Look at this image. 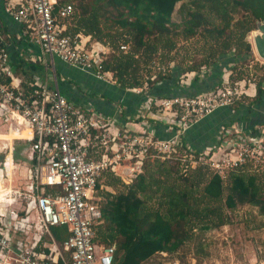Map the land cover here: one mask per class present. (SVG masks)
<instances>
[{
    "label": "built area",
    "instance_id": "1",
    "mask_svg": "<svg viewBox=\"0 0 264 264\" xmlns=\"http://www.w3.org/2000/svg\"><path fill=\"white\" fill-rule=\"evenodd\" d=\"M56 2L8 0L3 10L23 25L24 36L38 47L42 57L57 58L98 80L113 82L112 73L103 69L107 55L103 45L92 42L89 36L66 33V24L61 20L69 17L73 8L66 4L54 13ZM26 86L25 91L0 38V120L22 118L32 131L28 155L32 184L27 208L37 212L35 229L48 232L50 227L64 226L68 234L58 247L53 244L45 252L34 236L30 241H14L17 233H29L31 223L27 217L13 211L8 216L0 213V264H113L115 245L95 240V228L102 223L98 184L106 172L128 185L143 172L149 158L164 161L175 154L190 157L189 162L206 164L222 179V173L247 167V162L263 163L258 159H264V125L254 128L260 133L255 138L248 137L252 142L240 133L230 137L226 131L215 146L205 151L178 148V141L190 126L217 108L242 99V81L230 85L227 76L214 89L193 96L151 97L130 120L140 123L143 128L139 131L120 128L95 110L75 105L56 85L51 87L36 75ZM145 90L132 89L135 93ZM154 122L166 126L172 135L167 139L155 137L149 129ZM44 187L52 189L45 191Z\"/></svg>",
    "mask_w": 264,
    "mask_h": 264
},
{
    "label": "trees",
    "instance_id": "2",
    "mask_svg": "<svg viewBox=\"0 0 264 264\" xmlns=\"http://www.w3.org/2000/svg\"><path fill=\"white\" fill-rule=\"evenodd\" d=\"M66 4L73 8L72 14L61 20V23L66 24V33L89 36L94 42L108 47L110 52L102 63L103 69L112 73L120 90H144L145 87V92L140 94L127 92V95L138 97L140 102L150 94L153 97L170 98L210 91L221 84L224 72L229 73V80H234V75L239 72L236 70L238 64L252 57L246 35L256 29V21L264 22V0H77V9L73 7L71 0H57L53 12L56 13ZM177 4L179 5L176 8ZM174 13L177 14V21L173 20ZM0 14L4 19L7 18L6 22L11 27L17 28L19 32L24 31L23 25L4 13L3 6ZM102 19L105 22L110 21L109 27H116L121 31L117 32L118 37H124L122 45H130L128 51L121 49L122 45L117 44L111 34L103 30L102 24L105 22ZM70 20L73 24L67 27ZM196 35L201 37L205 47L202 50L204 56L201 63L174 66L171 70H158L153 76H147L145 79L137 74L140 61L151 60L155 55L162 63L169 64L173 60L171 54L176 51V39H189ZM6 39L13 40V37L9 38L5 34L4 39L1 38V44L9 52ZM25 41H28L27 38L21 37L12 43L19 48H25ZM19 60V68H22L28 82L42 71L41 67L25 61L23 56ZM202 66H206L208 72L199 77ZM256 68L261 72L254 84V96H243L233 105L214 110L230 114L229 122L220 128L222 134L233 122H239L246 124L242 132H239L242 136L255 138L259 135L260 132L254 130V126L264 125V65ZM186 73L196 75L188 79V85H178ZM242 80L239 75L235 78V82ZM73 86L78 90L82 88L71 79L57 83L59 92L67 97L68 101L76 104V99L67 95L68 87ZM24 87L28 88L26 84ZM154 128V136L159 139L173 133L169 131V134H166L164 128L160 127L158 131ZM26 136L30 138L27 132ZM221 137L217 139L218 142ZM181 147L186 149L183 144ZM181 147H178L179 150H182ZM246 170V166H241L230 171L226 186V178L222 179L218 174L210 173L204 179L198 198L192 187L194 182H198L196 179L189 181V178H184L185 182L189 181V185L184 184L179 189L173 186H163L161 189L157 186L154 192L160 191L162 199L159 206L151 210L147 205L152 199L148 190H152L153 186L151 176L144 175L143 168V172L126 186L125 192H105L107 201L101 205L102 223L99 225L106 223V229L103 236L101 233L99 241L97 234L101 226H96L95 240L98 244L115 245L113 264H143L158 252L175 251L189 236L183 233V225L191 231L197 225V220L202 221L203 229L225 223L221 211L224 194V206L227 209H234L238 201L247 200L264 216V172L257 175ZM104 175L110 176L107 186L121 182L109 172L104 173L102 177ZM212 202H218L219 208H211ZM53 228L65 227L55 226L50 227V230ZM52 234L60 243L67 237V233L65 237L54 232Z\"/></svg>",
    "mask_w": 264,
    "mask_h": 264
},
{
    "label": "rangeland",
    "instance_id": "3",
    "mask_svg": "<svg viewBox=\"0 0 264 264\" xmlns=\"http://www.w3.org/2000/svg\"><path fill=\"white\" fill-rule=\"evenodd\" d=\"M73 7L77 9V0H71ZM179 4L176 5V8ZM173 20L177 21L178 17L177 14H173ZM103 22H105L102 19ZM73 22L70 20L67 24V27L71 26ZM110 21H106L102 24L103 30L105 32H109L111 37L114 41H117V44L122 45L123 38L118 37L117 32H121L116 27L112 28L109 27ZM256 27V22H255ZM252 32V31H251ZM251 32L246 35V41L250 44L251 47V56L249 60H245V62H241L238 64L237 74L234 75V80L230 79V85L234 84L235 78L239 75L243 78L242 86L244 93L242 94V98L244 97H252L255 94V82L258 80L260 76V69L256 68L259 66L264 65V60L258 58V56L254 52V46L252 41ZM92 42L94 40L90 38ZM177 40V47L175 53H172L173 60L169 63H162L158 56H153L151 60H145V62L140 61L138 66V75L145 79L147 76H153L155 72L158 70L163 69H170L174 66H187L192 64H199L203 60L204 53L202 52L203 48V40L199 35H196L189 39H182L178 38ZM130 45H127L125 49L128 51ZM110 52V49H109ZM108 52V53H109ZM107 53V54H108ZM107 56V55H106ZM257 64V65H256ZM160 68V69H159ZM207 67L202 66L199 71V77L204 75L205 72L207 73ZM56 71H57V78L58 82L60 81L59 74L60 70L57 65L56 61ZM86 73V72H85ZM45 72L42 74H38L40 80H45ZM89 74V73H87ZM86 75V74H85ZM91 75V74H90ZM196 73H186L181 78V83L186 84L188 83V79L195 76ZM49 77L46 79L48 84L50 85L51 81L53 80V75L49 74ZM87 78L96 80L94 76L90 77L86 75ZM229 78V73L224 72L222 75L223 78ZM22 80L24 84H27L28 78L22 73L21 74ZM52 79V80H51ZM114 79V78H113ZM17 78L14 79V83L17 82ZM38 80V79H37ZM54 83V81H53ZM110 84V81H102L98 80L96 82L97 85L102 86L104 84ZM26 91V87H24ZM130 92V91H128ZM244 101V100H243ZM21 120V119H20ZM6 122L0 120V142L6 143L8 146L7 148L3 146L4 144H0L3 146L0 149V181L3 176L2 170V163L4 161V156H6V162L4 165V170L8 175L12 170V160H11V150L14 148L13 144L25 143L27 144L26 140L22 138H28L26 136V129L25 125L22 128V131H14L8 130V127L5 126ZM12 125L15 127L14 122ZM234 131H230L228 135L230 137L232 134H238V132L233 133ZM248 138V136H247ZM20 139V140H17ZM249 139V138H248ZM252 142V140L249 139ZM228 144L222 147L221 150H224ZM180 147V146H179ZM8 150L9 153H8ZM205 151V150H204ZM3 157V158H2ZM20 159L23 160L21 157ZM156 159V160H155ZM149 158L145 162L144 166V175L151 176L152 182V190H148V192L152 195V199L148 201L147 205L151 210L156 209L159 206V202L162 199L161 192H154V189L157 186L163 188V186H173L176 189L182 188L184 184L189 185V181L191 179H196L198 182H194L193 190L194 194L199 197L201 194V188L204 184V179L212 173V169L205 165H197L196 163L189 162L190 157L185 159L184 156L181 158L176 154L171 157L170 160H160L157 158ZM22 160H16L17 162ZM258 160H262L263 163L260 161H256V164L247 162L250 165H247L246 170L248 173H255L260 175L264 172V159L260 157ZM261 165V166H260ZM17 172V182L18 181H26L29 179L24 175V170L21 169H14ZM225 179L224 185L228 184V175L229 171L222 173ZM110 176L106 175L103 179H99V183L106 185L107 179ZM184 178H189L188 182L184 181ZM26 179V180H25ZM5 182V184H4ZM2 186L0 183V200L4 198V191L2 189H6V187H10V182L4 181ZM129 185V184H128ZM128 185H124L122 182H118L114 185L107 186V189H101L98 192V204L101 206L105 204L107 198L105 197V192L110 194H118L119 192H125ZM19 188H14L15 190L20 189L21 184L18 183ZM13 189V190H14ZM11 190L9 189V193ZM21 192L23 190L21 189ZM20 196L19 193H12V196ZM225 194L222 199L221 204V211L223 212L224 222L220 226H212L208 229H203V223L197 220L196 224L191 231L188 230L186 225H183V233L188 234V238L184 239L182 244L173 252H158L154 254L150 259H148L143 264H264V216L261 215L258 211V208L254 205L250 204L249 201L244 202H237L236 207L234 209H227L224 206ZM219 203L212 202L210 207L211 208H219ZM202 207V203L199 204V208ZM208 219H205L207 221ZM101 226L98 229V240H101L103 236V232L106 229V223L99 225ZM51 232L56 233L57 235H61V237L66 236L65 228H53ZM100 232V233H99ZM102 233V236H101ZM116 243V242H114Z\"/></svg>",
    "mask_w": 264,
    "mask_h": 264
},
{
    "label": "crops",
    "instance_id": "4",
    "mask_svg": "<svg viewBox=\"0 0 264 264\" xmlns=\"http://www.w3.org/2000/svg\"><path fill=\"white\" fill-rule=\"evenodd\" d=\"M6 1L8 0H0V11L2 10V6ZM6 21H7V18L4 19L3 16L0 14V37L2 39H4L5 34L8 35L9 38L13 37V40H18L21 37H25L23 35V32H19L17 28L11 27L9 24H7ZM13 40L6 39L7 44L9 46L8 53H9V59L11 62V67L13 71L15 72V75L18 78L22 80V77H21L22 68H19V62H20L19 58L21 59V57L23 56L25 61H29L42 68V71L39 72L38 74H42L43 72H45L46 73L45 79L49 77L48 76L49 74H52L53 80L51 79L52 81L50 83V86L54 87L56 85L57 87V83H58V78L56 75L57 74L56 61H57V65L60 70L59 83L61 84L66 79H71L73 82L76 83L77 86L82 87L81 90L76 89L77 88L76 86H73L71 88L68 87L67 89L68 90L67 95H70L76 99L75 105L85 108V109L95 110L96 113H99L104 117H108L112 119L117 124V126H119L120 128L125 129V127H127V129H130L131 131L141 130L142 126L140 125L139 122L137 121L132 122L130 120H132V118H134L138 114V111L140 109L145 107L144 106L145 103L151 97H153V95L151 94L148 95L143 102H140L138 97L134 95H127V92L130 91L131 93H134V94H140V93H135L134 91H132V89L130 90L126 89L124 91L120 90L119 87H117L116 81L114 79H113V82L110 84L105 83L104 85L99 86L96 84L98 80L96 81V80L87 78L86 75L92 77L90 73L87 74L88 72L85 73L84 71L77 69L75 67L69 66L68 64L56 58H53L51 60L47 56L42 57L38 47L34 44L29 43L28 41L27 42L25 41L23 45L25 48H19L18 45L17 46L13 45L12 43ZM103 50L106 53L109 52V48L104 45H103ZM33 59L35 61H33ZM222 78L223 77H221V79ZM100 82H102V80H100ZM22 83H23V80H22ZM178 85L186 86L188 85V83L182 84L181 82H179ZM23 86H24V83H23ZM19 119L17 120L16 118H11L9 121H5L6 122L5 126L8 127L10 123L20 121ZM229 119H230V114H226L224 111H221V110L214 111L213 113L203 117L202 119L194 123L192 126H190L185 131L183 136H181L180 142L178 141V143L180 144L179 146L181 147V145L183 144L186 146L187 150L194 151V152H202L204 150L212 148L218 143L217 139H219V137H221L222 135V132H220V128L222 127V125L228 123ZM245 125H242V123H239V122H233L227 128V131L229 132L234 131V132L239 133V132H242L243 128H245L244 127ZM163 126L161 123L154 122L151 125V128L149 129L151 133L155 135L154 127H156V130L161 127V129L164 128V132L167 131L166 126L164 127ZM256 126H254V128ZM30 133L32 137L31 128H30ZM166 134H169L168 131L166 132ZM168 137L162 138V139H167ZM1 143L4 144L3 146L6 147L7 145L6 143H3L2 141L0 142V144ZM30 143H31V140L27 144L20 143V142H18V144L17 143L13 144L14 148L13 150H11V157H10L12 160L13 166H12L10 175H8L6 171L4 170L5 169L4 165L6 162L7 155L4 156V161L2 163L3 176H2L0 183L2 186L3 182L8 180L10 182V187L9 188L6 187V189H2L4 191V198L3 200H0V213H3L5 216H8V213L10 211H13V212H16L19 215V217H23V218L27 217L28 222L31 223V226H30L31 228H30L29 233L28 234L17 233L14 236V241H19V240L23 241L25 239L30 241L32 237L34 236L35 238H39L38 246L43 247L45 252H48L49 248H51L53 244H55L58 247L60 245V242L55 239L50 228L48 229V232H46L45 230L35 229V226L38 222L37 212L31 207L27 208V202L29 200V194H30L29 187H30V184H32V182L30 178L27 180L25 179L26 181L23 180V181L17 182V179H18L17 172L16 170H14V169H21L22 171L24 170L25 177L26 175L28 177L29 169L32 166L31 165L32 163L28 158ZM3 146L0 145V149H2ZM186 149L182 148V150H186ZM9 151L10 150H8V153ZM21 157L23 158V160L20 159ZM18 159L22 161L17 162L16 160ZM110 174L114 176V174L112 173ZM104 177L105 175L102 177V179ZM114 177L118 178L117 176H114ZM18 183L21 184V187L20 189L15 190L14 188H19L17 187ZM99 186H101L102 190L107 189L106 185H103L101 183H99ZM9 189L11 190L10 193H9ZM21 189L23 190V192H21ZM44 189L45 191H50V189L52 188L44 187ZM16 192L19 193L20 195L19 197L14 196V195L12 196V193H16ZM6 220H7V217H5V221ZM66 233L68 234L67 229H66ZM62 253L63 252H61V254Z\"/></svg>",
    "mask_w": 264,
    "mask_h": 264
},
{
    "label": "bare ground",
    "instance_id": "5",
    "mask_svg": "<svg viewBox=\"0 0 264 264\" xmlns=\"http://www.w3.org/2000/svg\"><path fill=\"white\" fill-rule=\"evenodd\" d=\"M260 34H261V32L259 31L258 28H256L255 30H253V31L251 32V35H252V41H253V46H254V40H255V37L259 36ZM254 52H255V54L258 56V58H260V56H259L258 53L256 52L255 47H254ZM260 59H262V58H260ZM262 60H264V59H262ZM20 119H21V120H20ZM20 119H19L20 121H18V122H14L15 127H14V126L12 127V123H10V124L8 125V130H14V131H18V132H20V131H22V128H23L24 125H25V128H23V129H26V132L30 134V138H22V139H23V140H26V142L28 143V142H30V140H31V138H32V137H31V133H30V128H29L28 124L25 122V120H23L22 118H20ZM17 140H20V139H17ZM6 147H8V146H6ZM12 150H13V148H12Z\"/></svg>",
    "mask_w": 264,
    "mask_h": 264
},
{
    "label": "water",
    "instance_id": "6",
    "mask_svg": "<svg viewBox=\"0 0 264 264\" xmlns=\"http://www.w3.org/2000/svg\"><path fill=\"white\" fill-rule=\"evenodd\" d=\"M256 28L259 29L261 34L255 37L254 47L260 58L264 59V22L256 21Z\"/></svg>",
    "mask_w": 264,
    "mask_h": 264
}]
</instances>
